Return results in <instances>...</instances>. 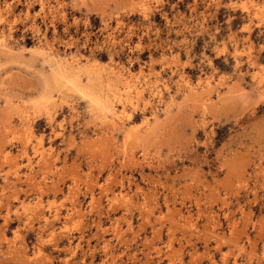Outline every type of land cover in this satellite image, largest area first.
Wrapping results in <instances>:
<instances>
[{
  "label": "rangeland",
  "instance_id": "obj_1",
  "mask_svg": "<svg viewBox=\"0 0 264 264\" xmlns=\"http://www.w3.org/2000/svg\"><path fill=\"white\" fill-rule=\"evenodd\" d=\"M0 264H264V0H0Z\"/></svg>",
  "mask_w": 264,
  "mask_h": 264
},
{
  "label": "bare ground",
  "instance_id": "obj_2",
  "mask_svg": "<svg viewBox=\"0 0 264 264\" xmlns=\"http://www.w3.org/2000/svg\"><path fill=\"white\" fill-rule=\"evenodd\" d=\"M43 52V51H42ZM42 52H40V54L42 53ZM20 54V53H19ZM104 65V64H103ZM60 68V67H59ZM56 70V69H55ZM56 72H58V71H56ZM59 74V73H58ZM57 74V75H58ZM121 77V76H120ZM73 79V78H72ZM120 79V78H119ZM72 81H74V80H72ZM72 81H70V82H72ZM73 84V83H72ZM108 86V85H107ZM109 87V86H108ZM100 101V100H99Z\"/></svg>",
  "mask_w": 264,
  "mask_h": 264
}]
</instances>
